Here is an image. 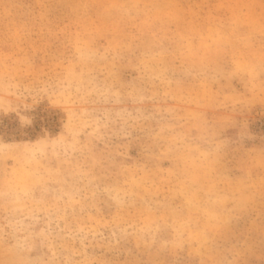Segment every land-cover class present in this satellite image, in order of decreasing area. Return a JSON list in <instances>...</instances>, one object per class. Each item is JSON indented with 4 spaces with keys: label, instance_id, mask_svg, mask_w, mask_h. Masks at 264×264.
Returning a JSON list of instances; mask_svg holds the SVG:
<instances>
[{
    "label": "rangeland",
    "instance_id": "obj_1",
    "mask_svg": "<svg viewBox=\"0 0 264 264\" xmlns=\"http://www.w3.org/2000/svg\"><path fill=\"white\" fill-rule=\"evenodd\" d=\"M0 264H264V0H0Z\"/></svg>",
    "mask_w": 264,
    "mask_h": 264
}]
</instances>
